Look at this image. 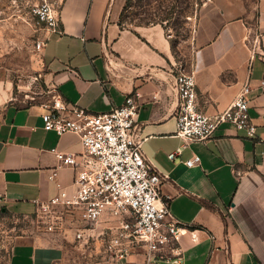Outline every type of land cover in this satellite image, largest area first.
Masks as SVG:
<instances>
[{
	"label": "crops",
	"instance_id": "1",
	"mask_svg": "<svg viewBox=\"0 0 264 264\" xmlns=\"http://www.w3.org/2000/svg\"><path fill=\"white\" fill-rule=\"evenodd\" d=\"M189 71L195 75L200 110L227 108L245 83L255 137L230 123L207 142L183 145L175 134V75L180 65L160 24L128 28L119 23L115 0H64L61 32H53L41 54L46 77L69 106L109 112L140 93L136 123L143 151L167 176L162 194L182 234L184 264H264V0H201ZM0 93V211L36 217L38 204L76 190L75 170L57 167L54 150L79 152V136L45 130V107L17 106ZM197 154L201 163L184 160ZM52 235L35 229L16 235L6 264H57L63 254ZM143 254L129 260L140 262Z\"/></svg>",
	"mask_w": 264,
	"mask_h": 264
},
{
	"label": "built area",
	"instance_id": "2",
	"mask_svg": "<svg viewBox=\"0 0 264 264\" xmlns=\"http://www.w3.org/2000/svg\"><path fill=\"white\" fill-rule=\"evenodd\" d=\"M35 23L42 31L36 49L42 51L49 35L61 32L59 11L52 0H40L33 8ZM175 134L184 140L168 157H181L191 142L211 140L217 129L230 123L255 137L257 126L250 114L252 85L247 82L230 105L215 114L199 109L197 84L192 71L182 65L175 75ZM259 88L264 92V78ZM140 93L129 94L122 105L109 112L91 113L79 106H69L58 95L46 105L42 115L45 130L59 135L76 133L81 141L79 152L54 150L57 167L75 170L76 190L72 196L61 192L48 202L38 204L37 215L50 234L72 232L80 244L102 242L104 258L110 264H184L182 234L189 232L193 241L199 237L173 216L169 201L163 197L161 173L143 151L144 138L136 117ZM196 167L201 157L194 154L184 160ZM143 254L140 262L129 260Z\"/></svg>",
	"mask_w": 264,
	"mask_h": 264
},
{
	"label": "rangeland",
	"instance_id": "3",
	"mask_svg": "<svg viewBox=\"0 0 264 264\" xmlns=\"http://www.w3.org/2000/svg\"><path fill=\"white\" fill-rule=\"evenodd\" d=\"M40 0H0V93L17 106H46L57 97L55 85L46 77L47 69L36 41L42 31L35 23L33 8ZM59 11L64 0H52ZM121 4L119 23L134 29L160 24L173 44L179 64L192 65L193 37L201 0H115ZM45 232L38 217L24 218L0 211V264H6L12 240L31 230ZM48 233V232H46ZM50 234V233H49ZM52 243L63 254L57 264H110L104 258L102 242L80 244L72 232L51 234Z\"/></svg>",
	"mask_w": 264,
	"mask_h": 264
},
{
	"label": "trees",
	"instance_id": "4",
	"mask_svg": "<svg viewBox=\"0 0 264 264\" xmlns=\"http://www.w3.org/2000/svg\"><path fill=\"white\" fill-rule=\"evenodd\" d=\"M121 24V23H120Z\"/></svg>",
	"mask_w": 264,
	"mask_h": 264
}]
</instances>
